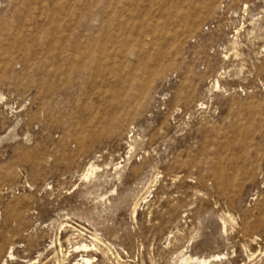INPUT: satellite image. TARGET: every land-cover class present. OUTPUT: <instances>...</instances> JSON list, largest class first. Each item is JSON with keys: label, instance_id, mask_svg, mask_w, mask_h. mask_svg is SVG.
<instances>
[{"label": "rangeland", "instance_id": "obj_1", "mask_svg": "<svg viewBox=\"0 0 264 264\" xmlns=\"http://www.w3.org/2000/svg\"><path fill=\"white\" fill-rule=\"evenodd\" d=\"M264 264V0H0V264Z\"/></svg>", "mask_w": 264, "mask_h": 264}, {"label": "bare ground", "instance_id": "obj_2", "mask_svg": "<svg viewBox=\"0 0 264 264\" xmlns=\"http://www.w3.org/2000/svg\"><path fill=\"white\" fill-rule=\"evenodd\" d=\"M81 264H82V263H81ZM85 264H90V262L87 261V262H85Z\"/></svg>", "mask_w": 264, "mask_h": 264}]
</instances>
